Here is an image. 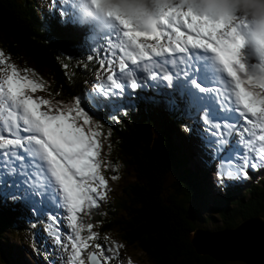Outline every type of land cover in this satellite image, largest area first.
I'll return each mask as SVG.
<instances>
[{
    "label": "snow or ice",
    "instance_id": "obj_1",
    "mask_svg": "<svg viewBox=\"0 0 264 264\" xmlns=\"http://www.w3.org/2000/svg\"><path fill=\"white\" fill-rule=\"evenodd\" d=\"M70 7L60 23L86 29L76 47L98 63L90 89L68 100L36 95L47 83L0 50V207L20 205L31 227L48 225L51 244L34 242L46 264L65 252L67 264H112L122 246L107 236L101 242L84 222L108 195L102 149L112 129L105 135L94 115L119 124L145 105L187 121L181 130L198 159L215 164L217 186L228 188L264 169V59L242 54L246 20L200 14L179 0L144 24L115 14L103 30L81 26L74 0Z\"/></svg>",
    "mask_w": 264,
    "mask_h": 264
},
{
    "label": "trees",
    "instance_id": "obj_2",
    "mask_svg": "<svg viewBox=\"0 0 264 264\" xmlns=\"http://www.w3.org/2000/svg\"><path fill=\"white\" fill-rule=\"evenodd\" d=\"M61 9L71 12L70 0H0V46L6 54L18 60L24 57L46 73L55 84L54 90L50 88L47 93H62L54 98L68 100L91 87L98 63L87 61V53L76 47L84 44L86 29L70 23L62 25ZM68 56L76 59L69 60ZM65 63L70 65L67 72ZM94 119L105 125V135L108 128L112 129L110 141L104 142L106 169L117 175L124 166L135 179L123 190L125 198L111 204L105 221L94 219L104 222L102 230L115 231L128 247L139 248L154 264H227L196 255L190 241L201 228L193 215L202 216L210 201L221 218L220 230L235 228L248 219L264 218V177L258 178L256 184L249 182L241 196L238 192L243 187L229 186L214 198L205 173L188 163L191 140L173 138L187 121L177 120L162 108L145 105L122 117L119 124L103 113H96ZM174 170L183 174L169 189L168 175ZM23 215L26 213L20 205L0 207V264L15 261L4 253L2 236L20 232L21 223L28 224Z\"/></svg>",
    "mask_w": 264,
    "mask_h": 264
},
{
    "label": "rangeland",
    "instance_id": "obj_3",
    "mask_svg": "<svg viewBox=\"0 0 264 264\" xmlns=\"http://www.w3.org/2000/svg\"><path fill=\"white\" fill-rule=\"evenodd\" d=\"M42 2L43 0H37V2ZM0 50H3L0 46ZM242 54L248 58L249 57V49L245 45L242 49ZM10 56V62L15 63L20 69L29 68L34 70L35 76L33 78L40 79L42 78L48 85V89H53L55 87L54 82L47 77L46 73L40 72L35 68V66L31 65L26 58L22 57L20 60L14 58L13 56L7 54ZM36 95L44 96L45 98H49V93L46 91H41L36 93ZM54 98V97H53ZM179 131H175L173 134V138L180 139L179 137H182L186 142L188 141V137L185 133L181 131V133H178ZM183 141V140H182ZM193 141V140H192ZM184 142V141H183ZM191 145V143L189 144ZM193 148L192 155L190 151V159L188 163L190 164V167L193 168V165H196L197 168L201 169L206 177L205 180L207 184L209 185L210 189L214 191V198L218 197L220 192L223 193L224 188H220L217 186V170L215 164L214 166V172H212V168L206 167L199 159L197 155V149L195 147V142L193 141ZM102 155L103 159L106 164V149L105 144H103L102 149ZM213 173V174H212ZM182 171L174 170L168 175V181H167V187L169 189H172V186L178 183L181 180L182 177ZM103 175L108 179V195L105 201L101 202L102 207L99 209H92V215L84 216V222L85 223H93L94 225V231H97L101 236V242H103V238L107 236L109 238V242H114L120 244L122 247L119 249L120 252V260H113L112 264H154L152 263L147 256L139 249L135 247H128L123 240H121L116 232L107 233L102 230V227L104 226V222L101 223L99 220L94 221L96 218H101V220L105 221L108 216L107 213L110 210L109 207L111 204L113 205L118 200H122L125 198L123 190L130 184L134 183L135 179L134 176L131 174V171L129 169H126L124 166L120 170H118V174L116 175L118 179L113 180L111 179L112 175L109 173V171L106 169L103 170ZM257 177H264V169H260L256 172L249 171V178L245 181L241 182H235L232 183L231 186L233 187H243L242 191L238 195H243L249 188L250 183L252 182L256 184ZM214 186L216 188H214ZM230 186V187H231ZM170 192V191H169ZM220 197V195H219ZM121 212V211H120ZM121 216H123V212H121ZM214 207L212 206L211 202L208 201V205L204 210L202 211V216H198L196 214L193 215V218L196 220V224L201 229H207L208 231L215 232L217 230H220L218 228L221 227L222 221L220 216L216 215ZM211 216H215L210 218ZM206 218V219H205ZM208 220V221H202V220ZM22 229L19 232H12V233H4L2 236V242L1 246L3 248L4 253L10 254V258H13L15 261L12 264H46L47 257L44 255L43 251L40 253H37L35 251L34 242L36 245H39L41 248L45 243L51 244V240L48 237V234L45 232V229L48 228V225L44 222L39 223L36 227H31L29 224H23L21 223ZM55 226L51 230H54ZM67 255L68 253H63V260L59 261V264H67ZM5 260L8 258L4 256ZM59 259V255L56 257ZM227 264H243L241 262H226Z\"/></svg>",
    "mask_w": 264,
    "mask_h": 264
},
{
    "label": "clouds",
    "instance_id": "obj_4",
    "mask_svg": "<svg viewBox=\"0 0 264 264\" xmlns=\"http://www.w3.org/2000/svg\"><path fill=\"white\" fill-rule=\"evenodd\" d=\"M174 0H74V10L81 26H95L100 30L116 23L115 14L144 24L160 9ZM185 9L191 7L200 14L214 17H240L247 21L244 31L249 55L264 59V0H179ZM109 13H113L110 15Z\"/></svg>",
    "mask_w": 264,
    "mask_h": 264
},
{
    "label": "water",
    "instance_id": "obj_5",
    "mask_svg": "<svg viewBox=\"0 0 264 264\" xmlns=\"http://www.w3.org/2000/svg\"><path fill=\"white\" fill-rule=\"evenodd\" d=\"M199 257L220 262L264 264V218L241 222L215 232L196 230L190 241Z\"/></svg>",
    "mask_w": 264,
    "mask_h": 264
}]
</instances>
